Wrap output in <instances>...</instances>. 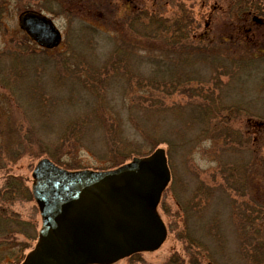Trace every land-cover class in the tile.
Listing matches in <instances>:
<instances>
[{"label":"rangeland","instance_id":"rangeland-1","mask_svg":"<svg viewBox=\"0 0 264 264\" xmlns=\"http://www.w3.org/2000/svg\"><path fill=\"white\" fill-rule=\"evenodd\" d=\"M26 11L54 21L59 45L31 39ZM253 14L264 0H0V264L36 247L40 160L109 171L158 148L166 238L113 264H264V24L250 30Z\"/></svg>","mask_w":264,"mask_h":264},{"label":"water","instance_id":"water-1","mask_svg":"<svg viewBox=\"0 0 264 264\" xmlns=\"http://www.w3.org/2000/svg\"><path fill=\"white\" fill-rule=\"evenodd\" d=\"M19 24L43 47L61 41L60 31L41 13L23 12ZM33 176L43 224L23 264L111 262L155 250L166 238L155 210L170 179L163 148L109 171L72 172L42 159Z\"/></svg>","mask_w":264,"mask_h":264},{"label":"flooded vegetation","instance_id":"flooded-vegetation-1","mask_svg":"<svg viewBox=\"0 0 264 264\" xmlns=\"http://www.w3.org/2000/svg\"><path fill=\"white\" fill-rule=\"evenodd\" d=\"M216 1H217V0H216ZM218 1H220V0H218ZM234 5H238V4H234ZM239 5H240V4H239ZM216 10H217V11H220V8L217 7ZM247 15H248V14H247ZM209 18H210V16H209ZM249 18L251 19V22H252L251 26L249 27L250 30H252V28H253L254 25H255L254 27H256V26H260V25L264 24V15H262V14H261V15L253 14V16H249ZM234 43H235V42H234ZM234 45H235V44H234ZM258 51L264 53V40L262 41V44H261L260 46H258ZM31 193H32V196H33V198H34V200H35V202H36V207L38 208V211H39V222H38V225H39V227H38V228H39V231H38V234H37V242H36V244H37L38 241H39L40 230H41V228H42L43 220H42V215H41V211H40L39 205H38V203H37V201H36V198H35V195H34L33 186H32V189H31ZM32 250H33V249H32ZM32 250H30V252H31ZM30 252L27 253V255L25 256V259H24L20 264H23V263L25 262V260L27 259L28 254H29ZM140 252H145V251H140ZM140 252H134V253L131 254V255L124 256V257H122V258H119V259L114 260V261H111V262H104V263H89V264H113V263H115V262H117V261H119V260H121V259H124V258H126V257H130V256H132V255H134V254H136V253H140Z\"/></svg>","mask_w":264,"mask_h":264}]
</instances>
